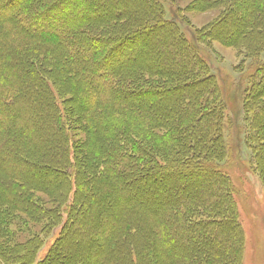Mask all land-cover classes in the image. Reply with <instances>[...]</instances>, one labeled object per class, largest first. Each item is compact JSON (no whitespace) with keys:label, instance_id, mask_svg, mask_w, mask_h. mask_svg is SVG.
<instances>
[{"label":"trees","instance_id":"obj_1","mask_svg":"<svg viewBox=\"0 0 264 264\" xmlns=\"http://www.w3.org/2000/svg\"><path fill=\"white\" fill-rule=\"evenodd\" d=\"M197 2L222 13L189 40L162 0H0V264H240L227 106L198 43L247 50L264 178V0Z\"/></svg>","mask_w":264,"mask_h":264},{"label":"rangeland","instance_id":"obj_2","mask_svg":"<svg viewBox=\"0 0 264 264\" xmlns=\"http://www.w3.org/2000/svg\"><path fill=\"white\" fill-rule=\"evenodd\" d=\"M162 1L165 4L168 17L178 23L179 28L189 40H193L194 33L198 30L210 27L222 13L218 9H209L202 6L200 2H197L198 0ZM120 4L123 5L121 1H112L107 3V5L105 4L106 7L104 9L110 11V8L116 9ZM36 9V5H32L27 10L33 13ZM56 18L57 15L53 16L49 22H54ZM143 36L141 35L139 39L141 40ZM136 43L128 41L126 43V51L132 54L136 49ZM148 43L145 44L147 53L145 59L146 65L152 68L150 58L154 57V51L152 53V50H147ZM206 43L205 45L198 43V47L203 51L202 55L209 64L210 71L215 75L227 106L224 135L229 151L221 164L222 171L227 173V177L234 188L233 197L236 201L237 218L243 236L242 248L238 253V259L240 264H264V178L257 171L253 162L252 152L246 143L248 133L244 122V96L249 85L247 73L251 60L246 57V48L240 44L230 47L218 41ZM262 60H264V57L260 61ZM129 67L131 69L133 66ZM171 91H165L159 100L169 99V94L173 92ZM143 130H145V127H143ZM162 134L163 131L161 130L153 131L152 138H157V135ZM196 175L197 173H193V175L191 174L188 177L194 180ZM164 186L165 189L158 192H151L143 186H141V189L146 193L147 197L152 198L155 194L169 192L172 184L165 183ZM179 200H181V197H177V200L175 198L174 202H179ZM11 231L16 232L20 236L18 233V222H13ZM59 233L60 228H57L49 235L41 249L40 259L46 256ZM25 234L26 231L23 232V236Z\"/></svg>","mask_w":264,"mask_h":264}]
</instances>
